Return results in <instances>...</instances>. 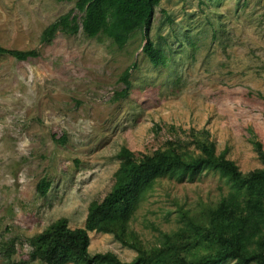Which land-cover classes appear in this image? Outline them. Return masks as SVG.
Instances as JSON below:
<instances>
[{
    "label": "rangeland",
    "instance_id": "374dc122",
    "mask_svg": "<svg viewBox=\"0 0 264 264\" xmlns=\"http://www.w3.org/2000/svg\"><path fill=\"white\" fill-rule=\"evenodd\" d=\"M74 2L0 0V44L38 52L26 60L0 54V246L15 242L0 264H41L30 259L27 237L59 217L82 226L118 179L121 145L148 153L180 137L190 150V130L206 129L216 153L241 171L262 165L248 128L264 150V0H160L148 35L166 56L162 66L142 52L141 31L118 48L102 34L53 25ZM73 14L80 24L82 12ZM124 71L130 87L119 96ZM142 181L143 192L117 206L116 230L88 232L90 254L111 250L132 261L172 238L190 248L185 229L208 207L229 197L238 211L251 204L213 167L187 176L163 166ZM262 236L264 226L255 240Z\"/></svg>",
    "mask_w": 264,
    "mask_h": 264
},
{
    "label": "trees",
    "instance_id": "16d2710c",
    "mask_svg": "<svg viewBox=\"0 0 264 264\" xmlns=\"http://www.w3.org/2000/svg\"><path fill=\"white\" fill-rule=\"evenodd\" d=\"M159 1L75 0L74 7L59 15L53 25H60L61 30L67 34H75L79 29L89 38L102 34L118 48L136 31H141L144 38L142 52L153 66H162L166 63V56L148 35L154 7ZM74 9L82 12L80 24L73 14ZM0 54L26 60L36 57L38 52L35 49H9L0 44ZM128 75L124 71L119 76L124 83V88L118 92L119 96L128 93ZM190 132V150L183 147L184 142L180 137L166 139L148 153L132 151L121 145L116 152L119 164L114 173L118 179L87 209L83 225L71 228L65 217H59L52 222L51 229L28 236L30 259L38 260L41 264H221L232 258L238 264H264V236L255 240L264 226L262 142L248 128L249 141L262 165L241 171L225 156L224 151L216 153L215 143L209 139L206 129H191ZM163 166L179 170L187 176H192L199 167H213L221 176L244 187L242 195L245 202L251 204L238 211L235 209L238 198L229 197L225 203L208 207L201 214L202 221L196 220L193 227L185 229L188 231L187 238L193 241L190 248L180 246L179 239L172 238L149 254L139 255L132 261L121 260L111 250L90 254L88 232L116 230L119 226L115 222L117 206L140 195L144 190L143 177ZM47 188L48 183L43 180L37 184L40 194H44ZM14 243L12 238L0 246V252L7 261L14 251Z\"/></svg>",
    "mask_w": 264,
    "mask_h": 264
}]
</instances>
